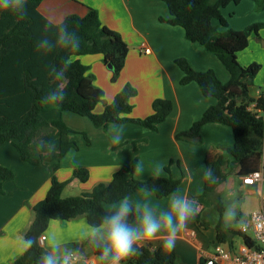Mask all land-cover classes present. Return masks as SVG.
Instances as JSON below:
<instances>
[{
	"label": "crops",
	"instance_id": "1",
	"mask_svg": "<svg viewBox=\"0 0 264 264\" xmlns=\"http://www.w3.org/2000/svg\"><path fill=\"white\" fill-rule=\"evenodd\" d=\"M90 9L98 11L101 23L118 32L129 46L125 68L118 78L106 66L101 54L73 59L80 60L89 68L88 74L94 76L95 86L104 91V101L96 106L95 113L102 114L105 106L112 103L128 84L137 90V95L130 100L133 106L130 118L145 119L152 115L156 100L171 101L173 111L157 131L134 123L110 124L105 131L94 126L89 118L70 112L52 110L44 113L49 123L63 120L77 132L72 139L78 143L79 149L70 151L62 159L61 169L57 172L61 182L71 181L63 197L80 196L91 192L98 184H109L118 171L132 172L135 158L142 161L144 166L143 176L136 177L139 180L153 177L157 164L162 167L160 176H165V168L170 165L173 177L182 181L178 189L181 194L198 200L200 204L199 214L179 235L175 250L182 263L200 264L201 259L211 254L209 243L212 241L215 245L218 241V222L214 224L209 219L205 220L206 212L218 211L216 202L221 199L224 206V195H233L236 190H245L247 195L258 197L259 194L256 188L244 185L238 176L239 169L229 153L235 144L231 127L221 123L206 124L201 131L202 143L198 145L177 139V134L188 131L218 101L204 97L195 82L181 85L184 72L176 61L185 59L197 71L213 70L223 83H228L231 75L216 54L199 43L189 41L183 28L161 21L162 18L171 19L163 0H44L39 6V12L44 17L65 19L70 15L85 17ZM223 15L230 27L238 31L264 23V10H258L254 0L232 4L223 10ZM215 24L219 23L216 21ZM145 49H150V52H145ZM238 59L243 66L254 63L261 65L250 92L251 97L259 98L264 93V29L250 37L249 46L239 53ZM117 126H123V140L119 147H112L109 151L111 130ZM83 133H86L91 145ZM42 136L41 140L45 143L56 145L59 142L53 130ZM38 156V153L34 155L35 158ZM220 157L228 162L225 166L227 179L214 194L206 197L204 173L208 170L207 164ZM0 165L13 170L16 176L11 181H0V264H14L26 252L19 237L25 236L33 222L34 207L47 196L51 187V173L44 164L34 165L23 161L12 143H6L1 148ZM80 166L90 171L87 183L73 179L74 169ZM233 174L237 180L229 179ZM130 197L140 201L149 200L158 210L167 209L169 204V197L158 199L150 192L139 191ZM111 205L106 204L105 209ZM259 206L260 199L257 208ZM253 211L247 214L240 212L239 217L245 221ZM86 224L88 221L84 215L70 221L53 220L45 234H54L58 239L69 242L71 247L81 245L88 264H98V255L89 246H83L86 241L79 240ZM192 231H196V238L189 235ZM146 244L154 248L163 246L160 240Z\"/></svg>",
	"mask_w": 264,
	"mask_h": 264
},
{
	"label": "trees",
	"instance_id": "2",
	"mask_svg": "<svg viewBox=\"0 0 264 264\" xmlns=\"http://www.w3.org/2000/svg\"><path fill=\"white\" fill-rule=\"evenodd\" d=\"M44 0H28L27 15L19 19L11 12H0V150L6 143H12L18 150L23 161L46 165L51 173V187L44 200L33 209L34 219L25 233V237H35L46 233L53 220L70 221L81 215L86 216L88 223H98L105 214V205L113 204L124 196H131L142 187H155L154 194L158 199L169 197L179 189L180 179L172 175L171 166L165 168L166 175L158 178L150 177L139 180L130 173L118 171L109 184H98L94 189L80 196L64 198L63 192L71 183L61 182L57 172L61 169L62 159L72 150H78V143L72 139L77 132L69 128L63 120L49 123L44 113L58 110L70 112L89 118L94 126L107 131L110 124L134 123L153 131L165 122L173 111V103L169 100H156L153 114L145 119H133L129 115L133 111L130 100L137 95V90L126 85L117 94L114 101L105 106L102 114L95 113L96 106L104 101V91L94 84V76L88 74L89 68L80 60H73L90 54L104 56L105 64L114 67V77L118 78L125 68L129 46L116 31L104 26L98 11L90 9L85 17L70 15L65 19L70 32L80 38V48L76 53L65 49H55L44 55L36 51L37 42L45 35L43 27L45 17L39 12ZM170 11L171 19L162 18V22L181 27L186 37L193 43H199L216 54L231 75L228 83H223L213 70L197 71L185 59L176 63L184 72L181 85L195 82L199 85L206 98H215L218 103L210 107L185 132L177 134V139L193 144H201L202 128L206 124L221 123L232 128L235 144L229 153L234 165L239 169L238 176H248L260 169L264 150V93L257 99L251 97L253 80L261 70L260 64L243 66L238 55L249 46L250 37L264 29V23L249 26L238 31L230 27L223 15V10L243 0H163ZM258 10H264V0H254ZM219 24L216 25L215 22ZM225 29L221 31L220 29ZM55 40L54 30L47 33ZM71 57L72 64L65 74V99L59 105H44L43 98L55 90L58 83L49 75L48 68L62 66L63 60ZM252 110L249 108L254 105ZM118 114H122L119 116ZM53 130L59 137L55 145L57 151L47 158L36 150L41 142L42 134ZM87 143L91 142L83 133ZM39 153V158L34 155ZM138 161L135 158L134 164ZM228 162L224 157L208 162V170L215 175L216 183L205 181V196L209 197L227 179L225 166ZM133 168V167H132ZM10 168L0 165V181L15 179ZM90 171L86 167H76L73 179L87 183ZM215 207L221 213L216 225L217 240L227 244L231 230L222 226L223 203L218 200ZM237 235H239L237 231ZM252 244L251 240L246 241ZM233 243V242H232ZM229 243L231 248L234 244ZM83 246H88L87 242ZM73 247H81L74 244ZM42 248L34 247L20 256L14 264H36ZM96 255L98 253L93 250ZM126 264H184L180 261L175 248L168 251L163 246L154 248L145 244L139 254L125 261ZM205 264V259L200 260Z\"/></svg>",
	"mask_w": 264,
	"mask_h": 264
},
{
	"label": "clouds",
	"instance_id": "3",
	"mask_svg": "<svg viewBox=\"0 0 264 264\" xmlns=\"http://www.w3.org/2000/svg\"><path fill=\"white\" fill-rule=\"evenodd\" d=\"M28 0H0V12H11L19 19L27 15ZM54 30L55 40L47 35ZM45 35L37 42L36 51L44 55L55 49H65L76 53L80 48V38L75 32H70L64 17H45L43 27ZM72 64L71 57L63 60L62 66L57 68L50 65L49 75L58 83L55 90L49 92L41 101L44 105H59L65 99V74ZM122 118V114H118ZM123 140V126L111 130L109 151L112 147H119ZM36 150L45 158L57 151L54 144L43 141L36 144ZM118 169H114L117 171ZM162 167L157 164L153 170V178H158ZM144 166L137 161L133 166V177H142ZM205 181L216 183V177L209 169L204 173ZM142 192L154 193L155 187H142ZM240 205L238 201L227 202L222 215V226L225 230L232 227H244L245 221L239 217ZM200 212L198 200L181 194L179 190L171 193L167 209L158 210L149 200H134L124 196L113 203L99 219L98 223H88L82 229L79 240L98 253V264H122L133 256L147 242L160 240L163 248L171 251L176 246L179 235L183 233L189 223ZM25 251L34 247L42 248L36 264H88L84 250L71 247L69 242L58 239L54 234H44L35 237H19Z\"/></svg>",
	"mask_w": 264,
	"mask_h": 264
},
{
	"label": "built area",
	"instance_id": "4",
	"mask_svg": "<svg viewBox=\"0 0 264 264\" xmlns=\"http://www.w3.org/2000/svg\"><path fill=\"white\" fill-rule=\"evenodd\" d=\"M145 52H150V49H145ZM254 106L255 104L249 110ZM241 180L244 185L257 189L260 206L245 220L244 227L237 230L243 239L239 249L235 250L234 246L226 249L222 244L216 243L211 254L203 258L205 264H264V150L260 169L251 175L242 176ZM189 235L197 237L196 231ZM248 239L252 244H247Z\"/></svg>",
	"mask_w": 264,
	"mask_h": 264
},
{
	"label": "rangeland",
	"instance_id": "5",
	"mask_svg": "<svg viewBox=\"0 0 264 264\" xmlns=\"http://www.w3.org/2000/svg\"><path fill=\"white\" fill-rule=\"evenodd\" d=\"M39 155V153H38ZM39 158V156H38ZM232 172V171H231ZM233 173V172H232ZM229 179H234L237 180V176L235 174H233L232 176L229 177ZM236 200L238 201L240 208H239V214L240 212L243 214H247L248 212L255 210L258 206L259 203V197L257 195H247L246 191H242V190H236L235 193L233 195H224V206L226 205L227 202H230L231 200ZM205 216H207L205 218L209 219L211 221V223L216 224V222H218L221 219V213L217 210H208L205 214ZM239 227H232L229 228V230H231V232L229 233V238H228V242L234 244V249L238 250L239 247L243 244V239L241 236L237 235V230ZM216 243H219L218 241ZM222 244V246L224 248H230V244ZM221 244V243H220ZM214 243H212V241L209 243L208 246L209 247V253H211L213 251V246Z\"/></svg>",
	"mask_w": 264,
	"mask_h": 264
},
{
	"label": "water",
	"instance_id": "6",
	"mask_svg": "<svg viewBox=\"0 0 264 264\" xmlns=\"http://www.w3.org/2000/svg\"><path fill=\"white\" fill-rule=\"evenodd\" d=\"M106 66H107L111 71L114 70V67H113V65H112L111 63L107 64ZM261 116L264 117V113L261 114Z\"/></svg>",
	"mask_w": 264,
	"mask_h": 264
}]
</instances>
